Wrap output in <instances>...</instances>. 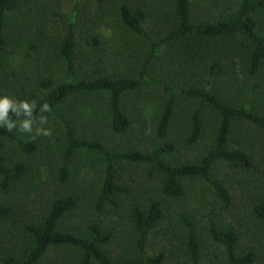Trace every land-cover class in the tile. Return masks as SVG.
Returning a JSON list of instances; mask_svg holds the SVG:
<instances>
[{"label":"rangeland","instance_id":"rangeland-1","mask_svg":"<svg viewBox=\"0 0 264 264\" xmlns=\"http://www.w3.org/2000/svg\"><path fill=\"white\" fill-rule=\"evenodd\" d=\"M75 13V37L80 44L77 50L76 70L90 76L110 75L135 77L147 56L148 40L125 27L118 20L121 5L140 8L145 13L143 27L151 40L162 38L175 23L173 0H81ZM238 0H190L191 16L195 21L215 22L229 15ZM21 7L10 18L11 31L24 27L22 37L29 36L30 50L22 49L14 68L8 74L0 73V94L29 102L39 97L40 90L34 83L40 70L42 75L65 76L66 68L58 49L65 36L68 23L60 17L67 16L75 8V0H23ZM256 31L264 35V11L254 13ZM17 32V31H16ZM93 35L103 44L92 47L86 43ZM220 41H217L219 44ZM221 43V42H220ZM218 44H205L207 47ZM219 46V45H218ZM202 60L187 61L174 47H161L149 67L148 74L137 90L125 97V110L131 126L123 135L116 136L109 130L105 117L106 98L95 94L86 99L87 105L64 106L47 117V123L33 121V132L13 131L36 141L35 154L20 152L13 141L0 139V158L9 163L22 161L27 172L22 181L6 191L0 190V202L7 201L14 207L13 221H0V250L7 242L14 247L20 242V232L26 221L38 219L52 199L61 195H75L77 208L67 213L60 221L61 228L82 233L90 221H97L111 232L106 251L116 260L135 255L134 232L129 219V207L133 203H145L152 198L162 200L163 218L149 234L145 251L154 256L163 254L164 264H190L184 244L185 232L178 224L177 214L184 213L194 222L201 259L199 264H224L222 247L208 235V226L213 222L221 229H233L238 233L237 252L253 250V264H264V221L253 213L257 202L264 201V133L245 121L233 124L228 135L227 147L239 150L248 156L247 165L218 161L210 175L218 179L231 197L229 206H224L212 188L201 179L182 180L185 197L174 202L160 197L161 178L144 164H121L117 168L119 184L126 192L116 197V206H105L102 212L94 209L96 193L102 178V160L91 154L76 158L74 175L67 187H58L54 174L59 164L60 151L64 146V131L60 121L66 120L80 136L100 139L108 148L115 150L150 151L155 142L154 129L160 106L166 96L165 87L203 85L207 81ZM227 75L218 78L213 88L228 101L243 104L264 116V65L261 71L260 88L253 90L240 71L237 59L226 60ZM40 75V74H39ZM240 85H237V84ZM242 83V84H241ZM246 83V84H245ZM196 100L178 98L167 139L176 145V150L165 157L174 165L194 163L212 143L217 127V116L207 107H202V135L194 145L184 142L188 118L196 106ZM86 107L81 112L80 108ZM92 114L93 119L87 115ZM36 128H51L52 135H36ZM11 247V245H10ZM76 250L50 248L39 264H75Z\"/></svg>","mask_w":264,"mask_h":264},{"label":"trees","instance_id":"trees-1","mask_svg":"<svg viewBox=\"0 0 264 264\" xmlns=\"http://www.w3.org/2000/svg\"><path fill=\"white\" fill-rule=\"evenodd\" d=\"M81 0H75V8L64 17L68 29L59 45V55L66 68L65 76L42 75L39 70L34 83L40 90L35 101L33 121L41 116L48 117L52 112L64 106L87 105L86 99L95 94L106 98L105 117L108 128L116 136L123 135L131 126V120L125 110V97L137 90L145 80L149 67L161 47H174L183 54L187 61H205L204 71L207 81L203 85L182 87H163L166 96L160 106L154 129L156 142L150 151L115 150L108 148L100 139L80 136L73 125L61 120L64 131V146L60 151L59 164L54 174L58 187H67L74 175L76 158L82 154H91L102 160L103 170L100 185L96 193L94 209L102 212L105 206H116V197L126 192L119 184L117 168L121 164H144L149 166L161 178L160 197L174 202L185 197L182 180L201 179L213 190L215 196L224 206L231 202L226 187L210 175L212 166L218 161L247 165L248 156L239 150L228 149V135L237 121H245L264 133V116L247 108L243 104L228 101L213 88L218 78L226 76V60L237 59L240 63L242 83L246 82L253 90L260 88L261 71L264 65V35L256 31L254 13L264 11V0H238L232 12L215 22L195 21L191 16L190 0H173L175 23L160 39L151 40L146 34L143 22L145 13L140 8H131L126 4L118 11L119 23L130 32L148 40L149 49L142 67L135 77L97 75L90 76L76 70L77 50L80 47L75 37L74 19ZM23 0H0V73L8 74L14 68L22 49L30 50L32 41L29 36L23 38L24 27L11 31L10 18L13 12L21 7ZM17 31V32H16ZM217 41H220L219 44ZM86 43L92 47L103 44V41L90 35ZM218 44L207 47L205 44ZM241 83V84H242ZM245 83V84H246ZM237 85H240L239 83ZM2 95V94H0ZM178 98L196 100L197 104L188 118L186 145L196 144L202 135V107L212 110L217 116V127L211 145L194 163L174 165L165 161V157L176 150L174 142L167 139L168 130ZM32 102V101H31ZM47 103L50 111L41 112L40 108ZM86 107L80 108L83 112ZM21 117L10 108L8 117L17 124ZM87 115V114H86ZM91 119L92 114L87 115ZM2 123V122H0ZM13 141L21 153L35 154L38 149L36 141L27 139L9 131L7 125H0V139ZM27 172L24 162L9 163L0 158V190L6 191L22 181ZM75 195L57 196L51 200L43 214L36 220H29L20 232V242L14 247L10 242L0 250V264H39L50 248L65 247L76 250L78 258L75 264H164L163 254L150 256L145 248L150 232L157 227L163 218L162 200L152 198L145 203H133L129 207V219L134 232L136 253L123 260L114 259L105 249L111 240V232L97 221L86 224L82 233H74L61 228V219L77 208ZM14 207L7 201L0 202V221H13ZM254 215L264 221V201L253 207ZM178 224L185 232V247L190 264H199L201 259L197 229L191 217L184 213L177 214ZM208 235L219 244L224 252V264H253L256 253L249 250L237 252L238 233L233 229H221L213 222L209 223ZM11 245V247H10Z\"/></svg>","mask_w":264,"mask_h":264},{"label":"clouds","instance_id":"clouds-1","mask_svg":"<svg viewBox=\"0 0 264 264\" xmlns=\"http://www.w3.org/2000/svg\"><path fill=\"white\" fill-rule=\"evenodd\" d=\"M37 107L35 101L29 102L27 100H20L17 101L8 95H0V125H7V129L11 131L14 126H17V121H11L8 117L9 109L11 108L15 113L16 117H21L20 110H23V119L19 121L18 128L21 132H33V110ZM41 112H48L50 111V107L47 103L43 104L40 108ZM40 123L44 124L47 123V117L41 116ZM36 135H44V136H51L52 130L51 128H36L35 130Z\"/></svg>","mask_w":264,"mask_h":264}]
</instances>
